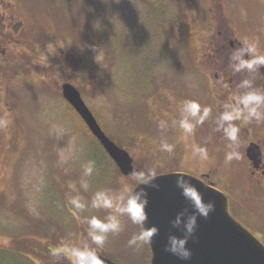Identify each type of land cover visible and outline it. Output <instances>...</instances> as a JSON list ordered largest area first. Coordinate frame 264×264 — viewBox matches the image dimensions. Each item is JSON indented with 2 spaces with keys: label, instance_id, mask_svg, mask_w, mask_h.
I'll list each match as a JSON object with an SVG mask.
<instances>
[{
  "label": "rangeland",
  "instance_id": "374dc122",
  "mask_svg": "<svg viewBox=\"0 0 264 264\" xmlns=\"http://www.w3.org/2000/svg\"><path fill=\"white\" fill-rule=\"evenodd\" d=\"M2 2L13 3L12 19L21 30L43 24L55 37L35 54L21 33H13L16 41H2L0 264H71L59 250L85 244L120 264H151L149 243L128 245L141 229L126 216L119 217L120 233L107 234L102 248L91 243L86 219L113 214L91 207L94 195L103 191L115 198L136 182L121 173L58 93L65 81L77 86L135 168L187 171L191 142L179 127L180 108L205 92L201 70L213 64L207 51L215 34L230 32L264 56V0ZM36 66L45 75L38 76ZM253 122L263 133L264 121ZM254 134L253 129L264 157V134ZM247 136L239 131L235 145L225 142L220 166L203 158L194 168L226 188L234 216L264 240V175H251ZM162 142L172 151H161ZM229 152L234 159L225 164ZM89 163L94 170L85 177ZM73 197L86 204L83 211L74 209Z\"/></svg>",
  "mask_w": 264,
  "mask_h": 264
},
{
  "label": "clouds",
  "instance_id": "9594fccd",
  "mask_svg": "<svg viewBox=\"0 0 264 264\" xmlns=\"http://www.w3.org/2000/svg\"><path fill=\"white\" fill-rule=\"evenodd\" d=\"M230 59L233 62L231 65L233 71L236 73L245 70L251 72L264 65V56L257 55L255 47L246 40L241 41V46L232 52ZM240 87L251 88V82L249 80H243ZM180 112L182 118L179 121V127L188 135L193 131V125L190 123V119H196L197 122L202 123L208 115V109H204L203 114H201L200 105L192 101L184 102L180 108ZM234 120H242L244 123H249L253 120L258 123L264 121V93L255 90L249 91L239 97L238 107L233 108L231 111H225L219 117L222 127L217 130L223 131L224 137L232 142V145L237 143L239 131L231 123ZM160 149L161 151H172L171 146L165 142L161 143ZM193 153L201 158L206 156V151L199 147H194ZM233 159L234 153H227L225 156V164H230ZM83 168V175L85 177L92 175L94 169L91 163L84 165ZM176 174H178L176 185L181 189V194L189 201L194 211L186 215L188 210L185 209L179 212L175 219L172 220L173 227L179 228L183 225L184 234L183 236H177L175 234L169 235L165 250L173 253L181 260L188 261L192 257V250L187 245L198 226V217L203 216L207 218L209 213L215 209V202H206L201 191L190 180L185 179V173L178 172ZM187 175L194 176L200 180L198 174ZM157 177L158 174L155 170L147 169L146 171H140L133 175V179L136 182L135 188L128 189L115 198L103 191H99L94 195L91 207L108 209L113 214L108 215L104 219L96 216L86 219L88 237L93 245L97 248H102L106 242L107 234L118 235L120 233L122 225L119 217L121 216H126L132 224L138 225L141 229L138 234L133 235L128 241L130 247H139L152 242L154 236L160 229L155 224L151 227L146 226V222L149 219V214L146 210L149 199L146 188L140 186L148 185L157 187V184L154 183ZM200 181L203 182L202 180ZM81 185L85 189L88 188L86 180H82ZM70 203L77 211H83L86 208V204L79 197H73ZM59 251L70 260L71 264H101V259L97 255L96 249L89 247L87 244L81 247H63Z\"/></svg>",
  "mask_w": 264,
  "mask_h": 264
},
{
  "label": "water",
  "instance_id": "95a60500",
  "mask_svg": "<svg viewBox=\"0 0 264 264\" xmlns=\"http://www.w3.org/2000/svg\"><path fill=\"white\" fill-rule=\"evenodd\" d=\"M261 71L264 75V65L261 66ZM63 94L103 144L121 172L125 175L140 172V169L134 168L130 153L104 132L80 90L73 83L66 82L63 84ZM247 155L255 166L263 162L262 150L256 143L249 145ZM178 172L186 174L185 179L190 180L201 191L206 202H215V209L207 218L198 217V226L187 245L192 250V257L188 261L181 260L165 250L169 235L184 234L183 225L179 228L173 227L172 220L185 209L188 210L186 215L194 211L176 185ZM187 174L192 173L183 171L159 173L154 181L157 187L140 186L146 188L149 199L146 209L149 219L146 226L151 227L155 224L160 229L149 243L152 252L151 264H264V242L231 214L227 195L201 177L199 178L204 183ZM135 187L136 185L133 188ZM97 255L101 259V264H120L102 254Z\"/></svg>",
  "mask_w": 264,
  "mask_h": 264
},
{
  "label": "flooded vegetation",
  "instance_id": "af4514ba",
  "mask_svg": "<svg viewBox=\"0 0 264 264\" xmlns=\"http://www.w3.org/2000/svg\"><path fill=\"white\" fill-rule=\"evenodd\" d=\"M12 7V2H2L0 5V51H2V41H4V43H8L10 41L6 40L8 37L12 38L11 41H16L17 37L14 36L13 33H21L20 39L24 40V42L28 45V50L31 51V53L34 51L35 54L39 51L38 46L42 45L47 39H45L44 42H39L38 40H34L36 37L29 36V28L21 30L22 27H19V23L14 22L12 19ZM213 41L214 43H212V47L207 51L213 64L206 66L203 70H201L203 83L205 85V92L199 99L193 100V102L200 105L201 114H203L204 109H208V115L202 123L197 122L196 119H190V123L193 125V131L189 135V141L191 142V154L189 155V159L190 163H192V168H189L187 171L193 174H198L199 177L204 179L206 182L222 189L228 195L230 211L233 215H236L233 207L234 203L232 204V198L228 194L226 188L219 187L212 179L210 173L202 171L196 172L194 166L199 167V162L203 158L209 161V165L213 163L216 164V167H218L222 164L220 163L222 160V149L225 142L228 140L224 137L223 131L217 130L222 127L219 117L225 111H231L233 108L238 107L239 97L245 95L249 91L255 90L263 93L264 76L261 72V68L259 67L251 72L245 70L243 72L236 73L233 71L231 66L233 62L230 57L232 52L241 46V41L235 38L230 32H219L218 34H215ZM219 52L221 53L219 54ZM17 57H19V55H17ZM16 64L18 63L15 62L14 65ZM35 69L39 71L38 76L42 77L45 75V68L42 66H36ZM258 75H260V77L257 79ZM243 80H249L251 82V88L240 87ZM60 92L61 91L57 93L60 95ZM231 123L236 126L239 131L247 133V139L243 141L244 144L248 140L246 148L250 144L256 143L262 149V140L260 138L253 139L252 133L254 129V135L258 137V135L264 134V132L262 133V131L256 126L253 127L252 124L255 125L253 121L244 123L242 120H234ZM194 147L204 149L206 151V156L201 158L200 156L194 155ZM211 157L212 160H210ZM249 168L251 175H253L256 180H259L260 176L264 175V157L262 166L256 168L252 163H249Z\"/></svg>",
  "mask_w": 264,
  "mask_h": 264
},
{
  "label": "trees",
  "instance_id": "16d2710c",
  "mask_svg": "<svg viewBox=\"0 0 264 264\" xmlns=\"http://www.w3.org/2000/svg\"><path fill=\"white\" fill-rule=\"evenodd\" d=\"M35 26H32V27H28L29 29V36H33V37H36L34 38V40H38L39 42H44L45 39H52L51 37H55L54 35L53 36H50L52 35L50 30L46 29V26L42 24V26L40 27H37L36 24H34ZM41 25V24H40ZM33 39V38H32ZM53 41V39L51 40ZM36 42V41H35ZM91 136L94 138L93 134L90 132Z\"/></svg>",
  "mask_w": 264,
  "mask_h": 264
}]
</instances>
